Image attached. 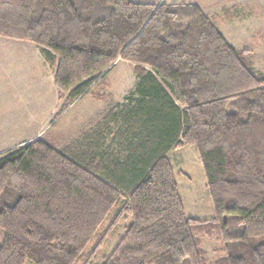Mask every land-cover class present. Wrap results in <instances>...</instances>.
<instances>
[{
	"label": "trees",
	"instance_id": "16d2710c",
	"mask_svg": "<svg viewBox=\"0 0 264 264\" xmlns=\"http://www.w3.org/2000/svg\"><path fill=\"white\" fill-rule=\"evenodd\" d=\"M216 19L184 2L0 0V36L41 48L64 112L118 60L139 80L138 97L82 141L39 138L0 153V264H90L128 216L101 264H264V73ZM111 134L115 152L104 146ZM189 145L209 219L186 214L168 156ZM231 217L241 232H230ZM206 239L223 255L210 260Z\"/></svg>",
	"mask_w": 264,
	"mask_h": 264
},
{
	"label": "rangeland",
	"instance_id": "374dc122",
	"mask_svg": "<svg viewBox=\"0 0 264 264\" xmlns=\"http://www.w3.org/2000/svg\"><path fill=\"white\" fill-rule=\"evenodd\" d=\"M133 1L153 4H198L208 15L217 18L218 28L235 48L250 50L249 58L253 68L258 73H264V0ZM23 41L26 42L0 36V102L3 103L0 104V150L16 144L9 149L12 150L39 138L48 139L63 147L66 141L78 137L81 128L85 135L91 134L88 122L92 118L90 113L101 112L109 105L115 106L117 103L130 105L131 100L134 101L138 97L136 87L139 80L134 72V63L118 60L108 73L104 85H95L92 93L75 100L64 112L63 96L61 97V92L53 80L55 69L46 64L42 56L39 63L36 51H33L38 46L27 40ZM132 95L134 97L129 99ZM82 113L87 116L80 121ZM86 123L88 130L83 128ZM113 127L116 133L119 126ZM34 136L37 138L17 145L19 140ZM169 157L177 175L186 214L199 219L212 218L214 205L197 148L189 145L175 149L170 152ZM115 213L116 210L110 213L100 231L109 226ZM130 221L128 216L120 222L90 264L102 263L103 255L109 254L116 247ZM238 221V218H230L232 234L242 231ZM96 244L97 239L94 238L87 247V253L91 252ZM204 247L212 261L223 255L217 251L220 244L212 239H206ZM28 263L36 264L30 260ZM83 263L82 261L79 264Z\"/></svg>",
	"mask_w": 264,
	"mask_h": 264
},
{
	"label": "crops",
	"instance_id": "0c3cea01",
	"mask_svg": "<svg viewBox=\"0 0 264 264\" xmlns=\"http://www.w3.org/2000/svg\"><path fill=\"white\" fill-rule=\"evenodd\" d=\"M20 41V40H19ZM20 42H26V41H20ZM33 51H36V57H38V60H39V63H40V57L42 56V58L44 59V61H45V63L46 64H48L49 66H51L47 61H46V59H45V57H44V54H43V52H42V50H41V48L40 47H36V49L35 50H33ZM53 68V67H52ZM54 69V68H53ZM53 80H54V78H53ZM94 95V94H93ZM95 96H96V94H95ZM0 104H3L2 102H0ZM117 111L118 110V108H115L114 106H111V105H109L106 109H104V110H102L101 112H99V111H96L95 113H90L91 115H92V118H90L89 120H88V122H90V127H89V130H91L93 127H97V126H101V124L103 125L105 122V119L107 118V121H108V119L110 118L109 117V115L113 112V111ZM85 116H87V114H84V113H82V114H80V121L82 120V119H84V117ZM100 121V123L98 124V122ZM83 123L81 122V125H82ZM106 124H108V123H106ZM106 126H108V125H105V126H103L104 128L106 127ZM72 127H73V125H72ZM83 128H86V130H88V125H87V123L84 125V127ZM80 136V138H81V141H82V139H83V137L85 136V134H84V132H83V129L81 128V130H80V133H79V135H78V137ZM78 137H76V138H78ZM87 137H88V135H87ZM35 138H37V136H34V137H32V138H25V139H23V140H19L18 142H17V145H22V144H24V143H27V142H29V141H32L33 139H35ZM39 138V137H38ZM115 138H114V136L111 134V135H108L107 137H106V142H105V147L106 148H108L109 149V151L111 152V151H113L114 150V152H115V149H118V142H117V140H114ZM66 140V139H65ZM73 139H71V140H68V141H66L65 142V145L67 144V143H69L70 141H72ZM19 143V144H18ZM64 145V146H65ZM16 146V144H14V145H8V146H5L4 148H2L1 150H0V153H2V152H4V151H7V150H9V149H11L12 147H15ZM170 154V153H169ZM169 154H168V156H169ZM170 158V157H169ZM176 178H177V175H176ZM26 264H29L28 262L26 263Z\"/></svg>",
	"mask_w": 264,
	"mask_h": 264
}]
</instances>
